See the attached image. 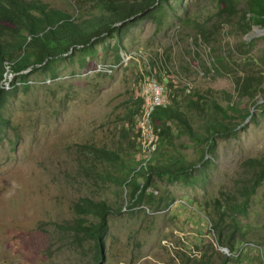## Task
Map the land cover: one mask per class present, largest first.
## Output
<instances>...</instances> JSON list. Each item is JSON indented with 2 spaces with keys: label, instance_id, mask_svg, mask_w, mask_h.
Masks as SVG:
<instances>
[{
  "label": "rangeland",
  "instance_id": "obj_1",
  "mask_svg": "<svg viewBox=\"0 0 264 264\" xmlns=\"http://www.w3.org/2000/svg\"><path fill=\"white\" fill-rule=\"evenodd\" d=\"M38 1L77 15L72 0ZM168 6L171 17L161 27L139 22L120 51L116 39L107 38L83 66L75 56L54 67L55 78L37 73L27 90L17 85L0 126V264H264V180L243 218L246 236L233 253L217 247L204 208L219 190L231 187L245 159L264 153V108L253 111L254 120L246 119L235 135L215 140L213 163L195 175L194 185L153 177L147 189L152 197L133 208L125 185L92 173L85 178L78 168L83 146L114 151L130 168L145 164L148 154L137 134L142 103L137 110L141 86L154 79L152 66L164 70L173 86L170 96L185 113L188 99L224 106L226 96L235 97L232 76L245 71L242 59L251 56L263 67L264 27L241 33L237 25L224 26L216 43L227 63L225 75L203 74L209 49L194 45L187 19L215 17L216 7L201 0H169ZM239 7L244 11L243 2ZM191 123L200 128L202 118L193 112ZM152 156L160 163H191L201 152L183 136L162 155L152 153L147 163ZM95 167L104 176L121 177L110 164ZM82 198L105 200L112 210L121 207L108 218L98 262L93 243L77 239L71 228L78 218L74 204Z\"/></svg>",
  "mask_w": 264,
  "mask_h": 264
},
{
  "label": "trees",
  "instance_id": "obj_2",
  "mask_svg": "<svg viewBox=\"0 0 264 264\" xmlns=\"http://www.w3.org/2000/svg\"><path fill=\"white\" fill-rule=\"evenodd\" d=\"M175 1L181 3L182 0ZM201 1H209L216 7L217 13L215 17L187 19L193 30L192 42L209 49L210 59L202 64L201 72L206 75L214 72L222 77L227 63L216 43L218 30L237 25L241 33H246L253 25L264 27V0ZM241 2L244 3V11L239 7ZM72 4L77 15L50 8L38 0H0V126L6 122L5 108L9 99L16 96L19 90L17 85L27 90L32 75L48 72L51 78H55L54 67L61 61L73 60L75 56L83 66L87 58L93 57L96 45L107 38H115V50L120 51L131 28L139 22L150 21L157 29L163 25L166 17H171L168 14L169 0H72ZM116 57L120 61L119 52ZM242 63L245 71L232 76L235 97L226 96L224 106L215 100H203L202 97L188 99L186 113L179 110L173 96H170L174 94L173 86L161 74L164 70L152 66L153 80L170 88L168 93L164 88L168 94L167 106L157 108L151 116L153 132L157 137L153 153L162 155L168 147L174 146L175 140L187 136L200 148L201 157L197 162L183 163L177 159H167L160 163L152 156L153 162L140 164L136 169L125 165L114 151L83 146L78 160V168L83 176L88 178L92 173V176L102 180L112 179L117 185H125L129 189L131 208L152 197L150 194L147 196V189L153 177L194 185L195 175L204 174L213 163L215 140L235 135V129L246 119L254 120L253 111L264 108V62L261 67L250 56L242 59ZM8 75L13 76L10 81ZM141 103L142 100L137 113L141 111ZM193 112L202 118L200 128L192 126ZM238 118L240 121L235 122ZM137 134L140 138V133ZM97 164H110L121 173V177L109 172L102 175L95 171ZM263 180L264 153L245 159L231 187L219 190L213 199L205 201L204 208L217 247L233 253L238 242L246 236L243 218ZM74 210L78 218L71 228L77 239L85 238L93 243L95 261L98 262L102 257L100 248L108 231V218L112 214H119L121 207L112 210L105 200L82 198L74 204ZM226 260V255H223L222 262Z\"/></svg>",
  "mask_w": 264,
  "mask_h": 264
},
{
  "label": "built area",
  "instance_id": "obj_3",
  "mask_svg": "<svg viewBox=\"0 0 264 264\" xmlns=\"http://www.w3.org/2000/svg\"><path fill=\"white\" fill-rule=\"evenodd\" d=\"M140 97L142 99V111L139 117L140 122L138 130L149 159L150 155L156 150L157 143V137L153 132L151 124V116L157 108L167 106L168 98L164 88L153 79L144 81L140 89ZM148 159L146 161H148Z\"/></svg>",
  "mask_w": 264,
  "mask_h": 264
},
{
  "label": "water",
  "instance_id": "obj_4",
  "mask_svg": "<svg viewBox=\"0 0 264 264\" xmlns=\"http://www.w3.org/2000/svg\"><path fill=\"white\" fill-rule=\"evenodd\" d=\"M221 250H222V252H224V253L227 252V249H225V248H221ZM100 251H101V253H102V248H100Z\"/></svg>",
  "mask_w": 264,
  "mask_h": 264
}]
</instances>
